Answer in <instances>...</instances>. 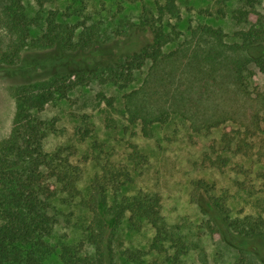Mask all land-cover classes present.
Segmentation results:
<instances>
[{
	"label": "trees",
	"instance_id": "trees-1",
	"mask_svg": "<svg viewBox=\"0 0 264 264\" xmlns=\"http://www.w3.org/2000/svg\"><path fill=\"white\" fill-rule=\"evenodd\" d=\"M1 1L0 26L9 40L0 49V69L32 64L35 53L53 58L46 62L51 69L45 76L13 88L11 125L0 140V264H42L54 253L61 264H124L118 258L142 264L141 249L119 248L116 230L125 217L132 230H139L143 221L149 223L154 230L149 249L164 254L165 264H180L188 244L179 226L165 221L159 193L129 192L147 164V154L128 141L127 163L107 154L80 189L78 166L61 155L64 150L45 149L51 128L39 112L96 79L121 93L125 129L131 135L134 125H139L142 136H149L153 125L179 117L194 130L221 129L219 139H211L203 155L205 167L231 168L246 175L255 166L264 167V82L251 88L248 80L251 67L264 74V13L257 8L259 0H243L231 11L242 27L233 32L237 40L229 47L222 40L225 34L206 24L197 27L198 34L209 37L206 46L198 39L171 47L178 31L170 20L180 18L179 0H125L138 2L141 16L136 22H120L111 37L103 36L97 23H71L56 8L44 10L58 0H33L39 7L33 16L26 13L24 0ZM207 9L209 15L225 14L222 5ZM144 66V78L131 87L135 72ZM215 88L223 91V108L213 100L206 102L204 94ZM95 98L114 107L113 95L98 91ZM76 134L81 142L89 130L80 126ZM241 160L249 161L247 167ZM190 184L191 200L206 215L204 226L244 261L249 254L264 264L256 249L264 240V205L259 213L231 216L227 195L216 194L214 181L198 177ZM58 190L78 198L85 217L79 220L82 238L56 248L48 237L55 221L51 199Z\"/></svg>",
	"mask_w": 264,
	"mask_h": 264
},
{
	"label": "rangeland",
	"instance_id": "rangeland-1",
	"mask_svg": "<svg viewBox=\"0 0 264 264\" xmlns=\"http://www.w3.org/2000/svg\"><path fill=\"white\" fill-rule=\"evenodd\" d=\"M242 2L243 0H179L180 18L170 20L178 31V37L171 47L185 40L195 44L198 39L202 41V46H206L209 37L198 34L197 29L203 24L219 28L225 34L223 43L229 47V44L237 40L233 32L242 27L231 18V11ZM1 3L0 0V10ZM24 5L29 16L35 15L39 10L33 0H24ZM219 5L225 10L223 16L206 13L207 8L215 10ZM49 8H56L58 13L71 23H97L105 37H111L113 29L120 22H136L141 16L139 3L125 0H58L44 6V10ZM257 8L264 13V0H259ZM8 40L9 36L0 26V49ZM32 56L36 58L32 64L27 62L0 69V140L10 129L14 112L13 88L20 82L43 77L51 69L46 62L53 58V54L35 53ZM249 70L252 71L248 77L251 88L264 82V74L254 67ZM146 72L147 66L136 71L131 87L137 86ZM230 87L232 88L231 81ZM98 91L115 96L114 107L109 108L103 103H98L95 98ZM204 95L207 104L213 100L218 102L221 108L224 107L223 91L220 89L215 88ZM201 108L205 110L204 107ZM107 115L109 120H106ZM39 116L46 120L51 128L45 138V149L49 152L64 150L61 155H68L69 161L78 166L80 189L87 185L89 178L98 170V161L107 154L115 161L127 163L128 141L136 143L140 150L147 154V164L141 168L129 192L134 193L140 189L159 193L165 221L171 225L177 224L179 232L188 244L180 264H258L249 254L244 261L236 249L218 234L213 235L203 224L205 213L190 198L191 180L204 177L208 181H214L216 194L226 193L231 216L261 212L260 208L264 205V167L255 166L246 175L231 168L219 170L201 164L203 155L209 151L211 139H219L220 128L209 132L194 130L189 121L174 117L164 124L153 125L149 136H142L139 133V125H134L131 128L135 133L131 135L130 130L125 129L128 123L122 115L121 93L113 84L101 83L96 79L78 85L65 98L47 104L39 112ZM80 126L89 130V136L81 142L76 139V131ZM262 137L264 149V134ZM240 162L246 167L249 164L248 160ZM261 171L263 175H260ZM50 213L55 220L48 237L51 245L58 248L61 244L76 243L82 238L79 220L84 219L85 214L79 206L78 198L58 190L56 196L51 199ZM116 234L122 242L119 248H139L144 252L142 264H165L164 254L149 249L154 230L146 221L142 222L139 230H132L128 227L125 217ZM256 249L260 256L264 257V240L263 244L256 245ZM119 259L124 264H135L123 258ZM42 264L61 262L57 253H54L45 258Z\"/></svg>",
	"mask_w": 264,
	"mask_h": 264
}]
</instances>
